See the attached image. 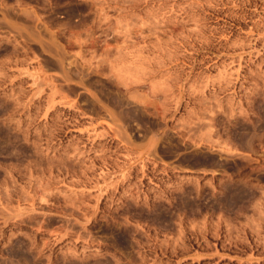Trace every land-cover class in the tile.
Segmentation results:
<instances>
[{
  "label": "rangeland",
  "instance_id": "rangeland-1",
  "mask_svg": "<svg viewBox=\"0 0 264 264\" xmlns=\"http://www.w3.org/2000/svg\"><path fill=\"white\" fill-rule=\"evenodd\" d=\"M0 264H264V0H0Z\"/></svg>",
  "mask_w": 264,
  "mask_h": 264
}]
</instances>
